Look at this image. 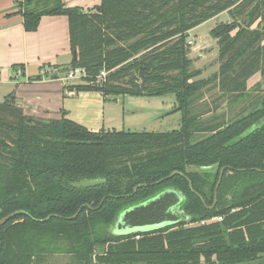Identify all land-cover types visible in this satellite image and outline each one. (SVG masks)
Returning a JSON list of instances; mask_svg holds the SVG:
<instances>
[{
	"label": "trees",
	"instance_id": "16d2710c",
	"mask_svg": "<svg viewBox=\"0 0 264 264\" xmlns=\"http://www.w3.org/2000/svg\"><path fill=\"white\" fill-rule=\"evenodd\" d=\"M17 8L27 33L44 16L67 19L76 58L60 73L85 71L71 90L104 98L173 95L182 120L166 133H95L64 114L57 121L27 116L13 92L4 97L0 219L27 215L0 228V264H37L43 255L93 264L95 253V264L264 263V124L236 140L264 118V93L228 124L203 120L195 107L210 83L240 98L258 73L254 86L264 87V0H101L89 10L19 0ZM223 13L230 21L209 33L219 48L218 73L195 80L188 33ZM174 172L183 175L156 184ZM85 179L103 183L72 187ZM169 189L183 197L186 221L137 235L108 233L121 211ZM213 218L221 220L201 224Z\"/></svg>",
	"mask_w": 264,
	"mask_h": 264
},
{
	"label": "crops",
	"instance_id": "0c3cea01",
	"mask_svg": "<svg viewBox=\"0 0 264 264\" xmlns=\"http://www.w3.org/2000/svg\"><path fill=\"white\" fill-rule=\"evenodd\" d=\"M101 0H62L67 7L92 9ZM19 0H0V86L3 97L13 92L27 116L46 121L69 119L90 132L104 128L107 98L97 92H76L77 85L63 81L73 53L69 44L68 22L63 16H44L35 32L23 29L18 13ZM22 68H15L16 66ZM14 71V72H13ZM17 71L21 75L17 76ZM81 82V81H80ZM95 255L92 263L95 264ZM37 264H78L70 255H43Z\"/></svg>",
	"mask_w": 264,
	"mask_h": 264
},
{
	"label": "rangeland",
	"instance_id": "374dc122",
	"mask_svg": "<svg viewBox=\"0 0 264 264\" xmlns=\"http://www.w3.org/2000/svg\"><path fill=\"white\" fill-rule=\"evenodd\" d=\"M230 21L229 16L223 13L204 22L188 33L190 69L197 71L199 76L195 80H206L218 73L217 41L210 37V31L219 23ZM14 72V71H13ZM257 73L247 82L244 97L222 95L216 83H210L202 90L200 99L196 102L197 114L203 120L211 122L230 123L250 111V104L256 98H261L264 87L255 84L260 82ZM69 81V80H68ZM81 81V80H80ZM78 80L72 83L80 84ZM4 87L0 86V101L3 100ZM104 128L109 131H125L132 133H166L178 130L181 125L182 113L178 111V102L173 95L162 97H109L105 101ZM202 137V136H201Z\"/></svg>",
	"mask_w": 264,
	"mask_h": 264
},
{
	"label": "water",
	"instance_id": "95a60500",
	"mask_svg": "<svg viewBox=\"0 0 264 264\" xmlns=\"http://www.w3.org/2000/svg\"><path fill=\"white\" fill-rule=\"evenodd\" d=\"M76 58L75 52H73V59ZM179 111V108H178ZM264 124V118L257 121L246 131H244L238 139L244 138L251 134L256 129L260 128ZM183 175L181 173H172L166 178L159 180L156 184L161 183L164 180L172 178L174 175ZM222 177V171L218 177V181L215 187V192L220 183ZM103 183L100 179H85L72 184L73 188H86L90 186H95ZM144 185H138L133 188V192L137 188ZM189 188L191 184L189 183ZM215 195V193H214ZM183 201V197L173 189L165 190L146 201H143L137 205L131 206L123 211H121L116 217L114 223L107 229L108 233L113 236H128L137 235L140 233H147L152 231H158L171 227L173 225L179 224L187 220V217L179 210V206ZM215 206V196L214 203L210 209ZM19 215H27L24 211L12 212L0 219V228L5 225L12 218ZM76 215L70 219L75 218ZM51 217H47L43 221L49 220ZM1 248V243H0ZM264 264V263H258Z\"/></svg>",
	"mask_w": 264,
	"mask_h": 264
},
{
	"label": "built area",
	"instance_id": "2783aa9c",
	"mask_svg": "<svg viewBox=\"0 0 264 264\" xmlns=\"http://www.w3.org/2000/svg\"><path fill=\"white\" fill-rule=\"evenodd\" d=\"M187 45L188 46H191L192 43L191 41H187ZM17 76H20L21 75V71H17L16 73ZM106 76V73L105 72H101L99 77L100 78H104ZM85 77V71L83 69H74V70H71L67 73V75L63 78V81H73V80H82L83 78ZM221 218H213V219H210L208 221H202L201 224L203 223H208V222H212V221H220Z\"/></svg>",
	"mask_w": 264,
	"mask_h": 264
},
{
	"label": "flooded vegetation",
	"instance_id": "af4514ba",
	"mask_svg": "<svg viewBox=\"0 0 264 264\" xmlns=\"http://www.w3.org/2000/svg\"><path fill=\"white\" fill-rule=\"evenodd\" d=\"M215 196V195H214Z\"/></svg>",
	"mask_w": 264,
	"mask_h": 264
}]
</instances>
